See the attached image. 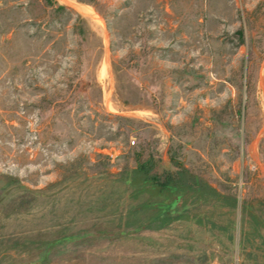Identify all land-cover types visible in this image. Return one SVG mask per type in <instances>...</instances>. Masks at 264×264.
Returning a JSON list of instances; mask_svg holds the SVG:
<instances>
[{
	"label": "rangeland",
	"instance_id": "rangeland-1",
	"mask_svg": "<svg viewBox=\"0 0 264 264\" xmlns=\"http://www.w3.org/2000/svg\"><path fill=\"white\" fill-rule=\"evenodd\" d=\"M73 1L0 0V264H264V0Z\"/></svg>",
	"mask_w": 264,
	"mask_h": 264
},
{
	"label": "trees",
	"instance_id": "trees-1",
	"mask_svg": "<svg viewBox=\"0 0 264 264\" xmlns=\"http://www.w3.org/2000/svg\"><path fill=\"white\" fill-rule=\"evenodd\" d=\"M147 171H149V168L146 165H140L133 171V181L138 187V193L148 190L157 193H165V191H170L171 188H174L180 195L190 192L199 200H204L207 196L224 198L227 200L230 207L235 206L236 201L234 197L231 195L224 197L219 195L214 189L208 187L203 180L191 174L185 167L178 166V170L164 180H161L157 175H148ZM258 227L264 228V223H259L256 226V230H258ZM256 230L254 232H257Z\"/></svg>",
	"mask_w": 264,
	"mask_h": 264
},
{
	"label": "bare ground",
	"instance_id": "bare-ground-1",
	"mask_svg": "<svg viewBox=\"0 0 264 264\" xmlns=\"http://www.w3.org/2000/svg\"><path fill=\"white\" fill-rule=\"evenodd\" d=\"M64 1V0H63ZM67 1V0H66ZM72 2H74L73 0H71ZM71 2V3H72ZM69 5V4H68ZM71 5V4H70ZM73 7H75L76 9L80 10V11H83V7L80 5V4H72ZM84 6V5H83ZM85 11V10H84ZM90 11V10H89ZM86 12V11H85ZM91 12V11H90ZM90 15V14H89ZM95 18V17H94Z\"/></svg>",
	"mask_w": 264,
	"mask_h": 264
}]
</instances>
